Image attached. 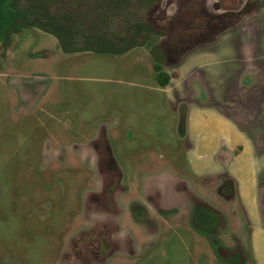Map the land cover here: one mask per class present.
Segmentation results:
<instances>
[{"label":"rangeland","instance_id":"1","mask_svg":"<svg viewBox=\"0 0 264 264\" xmlns=\"http://www.w3.org/2000/svg\"><path fill=\"white\" fill-rule=\"evenodd\" d=\"M148 1L128 19H145L152 38L120 55H59L56 36L38 26L0 35V264H105L95 255V240L82 244L92 235L75 251L63 242L81 213L80 225L89 231L109 225L113 236L132 238L135 254L109 264H229L210 234L195 227L190 192L223 213L219 246L241 248L245 264H264V0L226 31L168 38L159 30L176 22L180 1ZM119 2L17 5L30 15L83 24L93 42L99 33L92 28L108 30L107 12ZM123 20L113 16L111 30L124 33ZM154 43L170 60L158 59L172 75L167 86L155 79ZM101 125L98 138L105 141L107 130L125 201L142 199L150 188L156 201L169 191L179 194L152 215V232L127 213L119 232L112 226L102 195L110 175L97 163L99 151L90 149L97 138L88 142ZM227 178L235 182L231 200L219 194ZM144 240L149 245L140 247Z\"/></svg>","mask_w":264,"mask_h":264},{"label":"flooded vegetation","instance_id":"2","mask_svg":"<svg viewBox=\"0 0 264 264\" xmlns=\"http://www.w3.org/2000/svg\"><path fill=\"white\" fill-rule=\"evenodd\" d=\"M179 1H180L179 8L175 12L176 22L173 21L171 23V28L167 30H164V29L159 30V32H165L162 35L164 37L167 36L166 38H168L169 36L174 37L178 33H181V31L182 32L193 31L196 33H202L204 30H210L211 31L210 33L214 35L215 32L230 25L231 23L229 22L230 19L226 18L227 15H229L230 13L235 14L234 18H232V20L235 21L233 22L235 26L239 23L241 19L247 16V14L249 13L247 11L248 9H250V7H251V10H254L253 8H256V10L260 8L258 4V0H242L241 3H239L238 0H179ZM208 2L212 3V6L209 8L206 7V3ZM2 5L3 7L6 6L9 10L11 9L12 11L18 12L19 14H24L28 22L33 21L34 18H36L37 21L43 22V19H44L43 14H40V15L31 14L30 15V12L27 9L19 8V6L17 5V0H8L6 2L0 0V6L2 7ZM54 21L58 27L64 26V27H67L68 29L67 32L63 33L62 35L53 33V35H55L58 41L60 42V48H59L60 54L59 55H76L75 54L76 52H88V51L93 52V50L88 49V48L77 49V47L92 45V40H88V38L91 37L90 36L91 34L90 26H89L90 29L87 32H85L83 30V26L85 28L87 26L83 24H77V23L74 24L73 21L56 20V18H54ZM30 25L38 26L42 28L41 26L37 24H34V25L30 24ZM12 32H15V31H12ZM159 42L160 44H162L163 39H161ZM155 50L156 49L152 50V48H150V54L153 56V59H154L152 67L155 72L156 81H157L156 75L159 71L167 73L172 78V75L168 73L167 71L163 70L162 66L159 70L155 68V63L158 57H160L161 61L164 63L170 61L167 52L164 53V51L161 52V50H158V51L157 50L155 51ZM160 86H163V85H160ZM184 114L185 112L182 111L181 117H180V125H179V128L181 129V131H183V128H182L183 124H182L181 119H182V115ZM104 128H106V125H101L100 127L94 128L93 130H91L89 134L90 139L88 140V142L97 138L96 141L98 142L92 143V147L90 149H93L94 153L99 151L100 159L97 161V163L100 161L98 163L99 165L101 164L100 168L106 171L110 175L109 182L102 189V195H103L105 209H107L106 211L110 212V214H112V216L115 217V222L112 224V226H116L115 223H117V228L119 232V229H120L119 219L123 213H127L130 216L128 217L130 221H132L133 223L137 225H140L143 229L146 228L152 232L154 229L152 215L156 211H160V212L164 211V207H165L164 204L166 203L171 204L172 203L171 201L175 200L176 197H179V194L172 193L169 191V193L167 194L168 196H166L163 200L160 199L161 201H156L155 199L156 197L155 195H153L154 193H152L151 188H150V190L148 189L146 193L143 195L142 199L134 200V201H130V200L125 201L123 198V194L125 192V186L122 180V169L113 155V151H112L109 139H108L107 130L105 129L106 137H107L105 141L101 138L100 139L98 138L101 134L99 131L104 130ZM75 145L76 144L74 143L73 146L75 147ZM156 188L157 186L153 187L155 191H156ZM171 189L172 191H175V190L178 192L181 191L175 186L172 187ZM186 196H188L191 199V202L194 206L193 210H195V206L197 202L199 203L204 202V203H207L209 206L213 207L208 202L192 194V192H190V194H186ZM159 202L160 204H157ZM162 204L164 206H161ZM215 209L218 210L217 208ZM80 216L81 218L77 224L76 229L73 231V233L71 232L69 236H67L65 241H63L65 246L71 243V248H73V250L75 251L78 249L77 248L78 244L83 242L84 238H87L88 235H92L93 238H90L89 240L84 241L82 244L90 241L91 239L95 240V243L97 245L96 246L97 254L95 255L96 257L98 256V257L104 258L105 264H109L110 260L114 257H118L120 255L135 254V251L133 252V249H132L133 247L131 244L133 241L128 233L125 235L126 237L119 238L116 236L117 237L116 239V237L113 236L112 232L110 231L111 228L109 225H107L105 228H102L101 230L96 231V232L89 231L91 229V226L83 227V225L82 226L80 225L82 221V213ZM79 225L81 227H79ZM112 228H116V227H112ZM215 235L216 234L210 235L212 238V241L215 244L218 252L222 255V257L226 258L229 261V264H245L246 257L243 258L242 256L243 253H242L241 248L236 247L235 249H232L231 251L226 250L218 245V241ZM144 241L145 242L140 243V247H145L146 244L149 245L150 242L146 240ZM63 242L61 244L62 246H64ZM147 248L148 247H146L145 249ZM66 252L68 253V250Z\"/></svg>","mask_w":264,"mask_h":264},{"label":"trees","instance_id":"3","mask_svg":"<svg viewBox=\"0 0 264 264\" xmlns=\"http://www.w3.org/2000/svg\"><path fill=\"white\" fill-rule=\"evenodd\" d=\"M1 1L6 2L8 0ZM141 1L143 0H121V2L117 4L115 3L113 7H110L112 10L107 12L108 30L101 31L97 27L92 28L94 32L99 33L95 35V40L92 42V45L77 47V49L88 48L98 54L115 56L133 48L134 46L144 45L150 40V38H152L151 35L153 34V32L151 31L150 33L149 28H147L148 22L145 19H128L133 14H141V10L145 11L148 6L152 4V2L148 0L146 3H141ZM10 10L6 6H0V22L1 20L3 21L0 35L8 31H17L16 26L18 25L21 27L30 24H37L52 34L62 35L68 30L67 27L64 26L58 27L52 18L44 17L43 22L37 21V19L34 18L33 21L28 22L24 14H19L18 12ZM230 14L234 18L235 14ZM113 16L124 18L123 23H121V25L123 24L124 26V33H116L111 30V18H113ZM233 22L235 21L232 20L230 25L220 29L219 32L226 31L233 27ZM90 36L92 37L93 33L90 34ZM155 44L151 46L152 50L159 46L160 43L157 45ZM158 59L161 60V58L158 57L156 60L155 68L157 70L161 68V65L158 64ZM156 78L158 84L165 86L169 83L171 77L167 73L159 71ZM219 194L225 200H231L235 197L234 179L227 178L221 184ZM224 222L225 220L222 212L209 206L207 203H196L195 210L193 212V223L198 230L209 233L210 235L217 234L224 228Z\"/></svg>","mask_w":264,"mask_h":264}]
</instances>
